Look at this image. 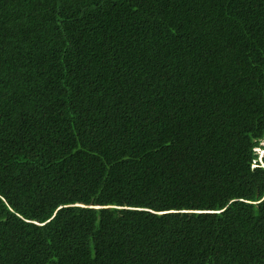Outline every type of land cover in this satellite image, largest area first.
Returning a JSON list of instances; mask_svg holds the SVG:
<instances>
[{"label":"trees","instance_id":"16d2710c","mask_svg":"<svg viewBox=\"0 0 264 264\" xmlns=\"http://www.w3.org/2000/svg\"><path fill=\"white\" fill-rule=\"evenodd\" d=\"M256 148L264 0H0V264H264Z\"/></svg>","mask_w":264,"mask_h":264},{"label":"snow or ice","instance_id":"6c2138e0","mask_svg":"<svg viewBox=\"0 0 264 264\" xmlns=\"http://www.w3.org/2000/svg\"><path fill=\"white\" fill-rule=\"evenodd\" d=\"M83 207V205H82ZM142 211H147L149 214H155L159 216H187V215H202V213L196 212L195 210L189 211L186 208H181L179 211L177 208L173 207L170 209V211H157L154 212L152 207H149L147 209H144Z\"/></svg>","mask_w":264,"mask_h":264},{"label":"rangeland","instance_id":"374dc122","mask_svg":"<svg viewBox=\"0 0 264 264\" xmlns=\"http://www.w3.org/2000/svg\"><path fill=\"white\" fill-rule=\"evenodd\" d=\"M256 152H258L259 159L261 160L260 163L264 164V161H263L264 152L260 151L259 149Z\"/></svg>","mask_w":264,"mask_h":264},{"label":"clouds","instance_id":"9594fccd","mask_svg":"<svg viewBox=\"0 0 264 264\" xmlns=\"http://www.w3.org/2000/svg\"><path fill=\"white\" fill-rule=\"evenodd\" d=\"M256 149H258V148H256ZM260 151H263L264 152V148H261Z\"/></svg>","mask_w":264,"mask_h":264}]
</instances>
